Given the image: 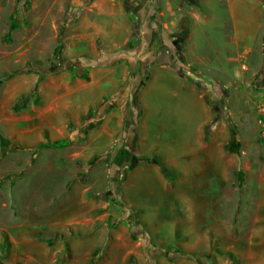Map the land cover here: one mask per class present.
Instances as JSON below:
<instances>
[{
	"label": "crops",
	"instance_id": "crops-1",
	"mask_svg": "<svg viewBox=\"0 0 264 264\" xmlns=\"http://www.w3.org/2000/svg\"><path fill=\"white\" fill-rule=\"evenodd\" d=\"M214 1L229 22L212 60L194 43L204 0H70L79 18L55 36L64 67L27 75L38 100L0 117L3 149L23 162L0 196V264H142L136 212L149 234L183 238L159 239L149 264H264V133L247 137L243 109L257 118L264 104V0ZM185 15L189 74L171 52ZM201 75L215 82L209 93ZM222 93L228 122L209 129Z\"/></svg>",
	"mask_w": 264,
	"mask_h": 264
},
{
	"label": "rangeland",
	"instance_id": "rangeland-1",
	"mask_svg": "<svg viewBox=\"0 0 264 264\" xmlns=\"http://www.w3.org/2000/svg\"><path fill=\"white\" fill-rule=\"evenodd\" d=\"M69 2L70 0H0V117H8L10 113L16 115L19 111L32 105L33 101L30 100L35 92L33 89H28V84L24 81L27 75L35 72L49 74L55 69L64 67H58L61 62V51H59V43L61 42H56L55 36L57 34L64 40L69 35V23L79 18V10H74ZM183 3L188 7L195 6L187 3L186 0H183ZM203 4V9L208 16L204 20L205 23L194 26V43L199 53L214 60V53L218 48L216 43H220L222 39L219 28L223 26V21L229 22L228 12L214 0H204ZM183 20H186L189 24L186 15ZM205 34L214 41V47L208 46L206 38H204ZM188 47L189 42L185 46L186 54L189 52ZM235 66L240 70L241 63H235ZM247 76H250V74ZM201 80L209 84L204 78H201ZM255 82L257 80L254 79L253 83ZM205 85L203 91L209 93L210 87L206 83ZM25 99L29 100L28 105ZM243 107V109H247L245 134L249 139H254L257 132L255 128L258 126L257 118L253 117L254 105L250 106L244 103ZM227 117V113H224L222 119L227 120ZM232 126V131L236 133L234 135L236 143L234 142L233 146L236 147L235 151H241L242 148H246L244 146L245 142L241 140L242 137L240 138L237 127ZM4 145L5 141L0 131V161L7 157L0 167V196L3 189H5V185L12 177L11 175L16 172L19 165L23 164V162L18 161V157L21 156L18 155L20 153L12 151L8 154L3 149ZM250 149L254 153L258 152L255 145L251 146ZM238 154L240 157L242 156L241 153ZM235 185H237L236 182ZM122 202L126 207V210H124L127 213L126 217L128 216L127 219H129L128 205L126 202ZM137 217L138 212L135 213V224L130 223H132L131 226L134 229L135 240L146 251V259L142 260V264L150 263L152 260L150 250L153 246H160L159 241L161 240L159 239L166 240L169 244L183 241L181 235L179 237L176 234V228L174 227L157 226L156 230L160 233L152 234L151 232L149 234L146 228L137 221ZM219 224L225 230V226L220 222ZM221 239L225 241V237ZM175 250L173 246L168 249V251H172L171 257H169L170 261L179 257ZM219 250L223 251L222 249ZM154 255L156 256V254ZM187 259H190V257H187ZM153 260L155 261V258Z\"/></svg>",
	"mask_w": 264,
	"mask_h": 264
},
{
	"label": "trees",
	"instance_id": "trees-1",
	"mask_svg": "<svg viewBox=\"0 0 264 264\" xmlns=\"http://www.w3.org/2000/svg\"><path fill=\"white\" fill-rule=\"evenodd\" d=\"M187 3H191L195 6H197L198 4V0H186ZM188 23L186 22V20H183L180 23V28H179V32H177L175 35L171 36L172 41V65L178 69L179 73L183 74L185 70H189L188 65L186 63L185 57H184V53H185V46H186V42H187V38L189 35V31H188ZM190 71V70H189ZM191 72V71H190ZM202 78H204L205 80H207L211 85H215V82L211 79H209L208 77L201 75ZM210 80V81H209ZM219 102L214 104V110L216 112V118L214 119L213 123L209 126V129L217 124H219L222 120L223 114L227 113L226 110V98H225V93H222L219 95ZM26 101V99H25ZM226 111H225V110ZM229 125L232 126V123L229 122ZM236 133L232 131V136H233V142H235L234 140V135ZM132 156V157H131ZM127 161L125 164V167H128V170L132 169L136 163V157L135 155H133V153L131 152V155L127 156ZM135 159V160H134ZM139 160V158L137 159V161ZM158 164L161 166L163 171H166V168L164 166V164L158 160ZM126 176L123 177V180H125ZM121 194V189L119 188L118 191L116 192L115 198L118 201L119 196ZM189 256V255H188ZM187 256V257H188ZM190 257V256H189Z\"/></svg>",
	"mask_w": 264,
	"mask_h": 264
},
{
	"label": "built area",
	"instance_id": "built-area-1",
	"mask_svg": "<svg viewBox=\"0 0 264 264\" xmlns=\"http://www.w3.org/2000/svg\"><path fill=\"white\" fill-rule=\"evenodd\" d=\"M189 73H191L189 70L188 71L187 70L184 71V74H189ZM37 100H38L37 94H33V96H31V100L30 101H37ZM28 102H29V100L27 99L26 103H28ZM257 124L263 130V133H264V104H262V105H260L258 107ZM263 138H264V135H263Z\"/></svg>",
	"mask_w": 264,
	"mask_h": 264
}]
</instances>
